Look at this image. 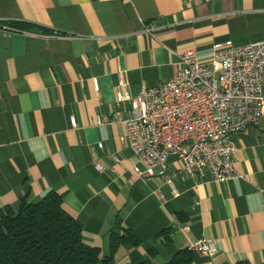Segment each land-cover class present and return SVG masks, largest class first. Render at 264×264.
<instances>
[{
    "label": "crops",
    "instance_id": "obj_1",
    "mask_svg": "<svg viewBox=\"0 0 264 264\" xmlns=\"http://www.w3.org/2000/svg\"><path fill=\"white\" fill-rule=\"evenodd\" d=\"M0 24L16 29L0 27V211L54 191L88 244L140 240L115 264H161L197 238L219 249L190 264H264V80L259 124L233 136L235 175L178 174L177 194L132 172L116 101L119 82L135 96L168 80L186 48L206 62L215 43L264 40V0H0Z\"/></svg>",
    "mask_w": 264,
    "mask_h": 264
},
{
    "label": "built area",
    "instance_id": "obj_2",
    "mask_svg": "<svg viewBox=\"0 0 264 264\" xmlns=\"http://www.w3.org/2000/svg\"><path fill=\"white\" fill-rule=\"evenodd\" d=\"M0 27L16 30L9 24ZM178 54L179 67L168 80L135 96L123 82L116 89V101L129 104L130 115L121 122L132 151V172L139 178H164L173 194L178 193L173 185L178 174L208 175L217 182L235 175L233 136L257 126L263 114L264 40L241 46L215 43L206 62L192 48ZM70 122L75 124L73 117ZM173 160L180 168L168 173ZM187 249L213 255L219 248L213 240L197 238Z\"/></svg>",
    "mask_w": 264,
    "mask_h": 264
},
{
    "label": "trees",
    "instance_id": "obj_3",
    "mask_svg": "<svg viewBox=\"0 0 264 264\" xmlns=\"http://www.w3.org/2000/svg\"><path fill=\"white\" fill-rule=\"evenodd\" d=\"M139 245L140 240L127 229L109 232L106 252L88 244L81 227L62 208L60 196L54 191L35 203L23 196L16 210L6 207L0 211V264H115L120 247ZM152 254L148 250V256ZM193 256L194 252L186 247L176 250L161 264H190ZM122 264L153 263L144 259Z\"/></svg>",
    "mask_w": 264,
    "mask_h": 264
},
{
    "label": "rangeland",
    "instance_id": "obj_4",
    "mask_svg": "<svg viewBox=\"0 0 264 264\" xmlns=\"http://www.w3.org/2000/svg\"><path fill=\"white\" fill-rule=\"evenodd\" d=\"M71 123V122H70ZM72 125V124H71ZM166 184L170 187L171 191H172V187H171V184L167 183ZM173 185H174V182H173Z\"/></svg>",
    "mask_w": 264,
    "mask_h": 264
}]
</instances>
